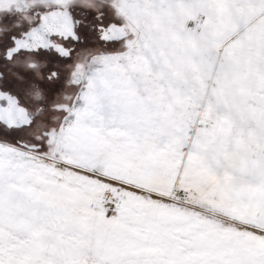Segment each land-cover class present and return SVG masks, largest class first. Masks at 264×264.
Masks as SVG:
<instances>
[{
	"label": "snow or ice",
	"instance_id": "snow-or-ice-1",
	"mask_svg": "<svg viewBox=\"0 0 264 264\" xmlns=\"http://www.w3.org/2000/svg\"><path fill=\"white\" fill-rule=\"evenodd\" d=\"M0 264H264V0H0Z\"/></svg>",
	"mask_w": 264,
	"mask_h": 264
}]
</instances>
